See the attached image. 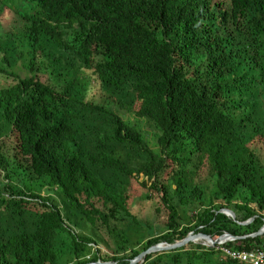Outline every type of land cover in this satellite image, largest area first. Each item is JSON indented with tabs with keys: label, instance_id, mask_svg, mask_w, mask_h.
Wrapping results in <instances>:
<instances>
[{
	"label": "trees",
	"instance_id": "1",
	"mask_svg": "<svg viewBox=\"0 0 264 264\" xmlns=\"http://www.w3.org/2000/svg\"><path fill=\"white\" fill-rule=\"evenodd\" d=\"M26 1L0 22V264H130L191 231L236 238L138 264L264 250V0Z\"/></svg>",
	"mask_w": 264,
	"mask_h": 264
},
{
	"label": "water",
	"instance_id": "2",
	"mask_svg": "<svg viewBox=\"0 0 264 264\" xmlns=\"http://www.w3.org/2000/svg\"><path fill=\"white\" fill-rule=\"evenodd\" d=\"M220 211L226 213L227 215H229L233 218H236L235 213L229 208H222V209H220ZM251 220L252 219L250 218L247 221H243V223H248ZM262 235H264V226L257 233H254L252 235L250 234V237L256 238V237H259ZM197 238L202 239L204 244L209 245L211 247H214L219 243H222L226 240H229L230 238L235 239L236 237L229 232H225L222 235H220L218 238L213 239L210 235L205 234L203 232L191 231L188 233V235L185 238H183L181 240H177L173 243L158 242V243L150 246L149 248H147L146 250L141 252L140 255L135 260H132L130 262V264H138L139 262H141V260L143 261L145 259L147 254H150V253H155V252L164 251V250H174L176 248L183 247L190 242H195ZM98 264H116V263L99 262Z\"/></svg>",
	"mask_w": 264,
	"mask_h": 264
},
{
	"label": "rangeland",
	"instance_id": "3",
	"mask_svg": "<svg viewBox=\"0 0 264 264\" xmlns=\"http://www.w3.org/2000/svg\"><path fill=\"white\" fill-rule=\"evenodd\" d=\"M17 2L13 1L12 3H10V7L7 6V8L4 10V12L0 15V22H1V25L2 26H6L8 27V30H10L11 32H13L14 30H16L17 28H21L24 26V24H21L22 23V17L17 15L16 14V11L18 12H23L22 10V7H30L32 6L33 4L26 1V0H17ZM19 4V5H18ZM16 32L18 33V31L16 30ZM126 117L130 116V117H134L132 114L130 113H123ZM258 141V140H256ZM5 150L7 151V149L5 148ZM260 152L264 154V150L261 148L260 149ZM204 171V174H206V172L208 171L207 168L203 169ZM3 177L0 173V182L2 181ZM138 200V199H137ZM136 200V201H137ZM157 203L156 202H153V205H156ZM141 215V217L147 219L149 222L153 223V224H163V222L166 220V218L168 217V214L165 215V214H162L161 215V218H164V219H158L156 216L154 215H150V216H146L142 213H139ZM153 216V217H151ZM189 218L187 217V220ZM158 227H161V226H158ZM196 243H200V244H203V245H206L203 243V241H199V242H196ZM102 254H105V249H103L102 251Z\"/></svg>",
	"mask_w": 264,
	"mask_h": 264
},
{
	"label": "built area",
	"instance_id": "4",
	"mask_svg": "<svg viewBox=\"0 0 264 264\" xmlns=\"http://www.w3.org/2000/svg\"><path fill=\"white\" fill-rule=\"evenodd\" d=\"M232 239L233 238H230L229 240ZM226 241L222 242L221 244L225 243ZM221 250H223L225 255L231 256L233 257V259L244 262V264H264V250L255 249L252 251H247L227 246H223Z\"/></svg>",
	"mask_w": 264,
	"mask_h": 264
},
{
	"label": "bare ground",
	"instance_id": "5",
	"mask_svg": "<svg viewBox=\"0 0 264 264\" xmlns=\"http://www.w3.org/2000/svg\"><path fill=\"white\" fill-rule=\"evenodd\" d=\"M199 241H202V239H200V238H197L195 242H199Z\"/></svg>",
	"mask_w": 264,
	"mask_h": 264
}]
</instances>
